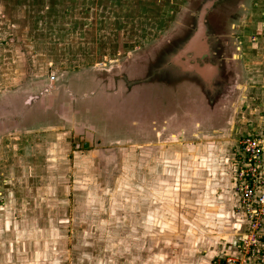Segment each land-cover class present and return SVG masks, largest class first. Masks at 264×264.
<instances>
[{
	"label": "rangeland",
	"instance_id": "1",
	"mask_svg": "<svg viewBox=\"0 0 264 264\" xmlns=\"http://www.w3.org/2000/svg\"><path fill=\"white\" fill-rule=\"evenodd\" d=\"M207 1L0 0V91L19 86L26 93L48 90L47 94L52 93V96L64 98L63 95H70L71 98L73 94L76 98L83 94L92 96L98 92L114 94L134 90L136 95L132 104L144 98L153 106L152 109L142 108L147 112L140 110L141 114L133 117V122L130 120L129 129L134 134L130 141L134 144L130 142L129 145H136L134 148H122L123 144L112 146L117 138L131 139L122 135L121 131L126 130V125L123 120L115 122L112 111H108V115L102 114L100 105L95 104L97 107L91 108V113L98 115V118L94 119L88 113L81 114L78 108L75 109L77 114L71 111V117L72 121L85 128L96 129L99 134L97 138L103 140L102 144L93 140L95 145L90 142L94 146L81 150L75 146L73 128L66 127L68 124L63 121L61 125L65 126V130L59 129L55 135L58 133L69 141L71 133L69 157L58 161L55 158V166L51 162L40 165L25 159L18 166L12 163L8 174L16 179L15 184L12 182L14 186L22 182L20 173L23 170L35 174L50 165L51 171L58 175L56 186L66 192L64 199L56 194L49 197L54 200L51 201L55 204L53 206L62 210L50 216L52 222L53 216L56 220L55 225L53 223L48 228L54 235L49 240L50 250L43 247L44 242L21 243L16 252L18 264H24L28 258L32 264L192 263V257L199 249L198 241L212 230L206 222H198L200 216L197 209L212 196V189L216 188L223 176L220 175L221 169L210 163L193 173L184 163L178 162L174 151L182 145L187 155L192 154V144L201 142L206 147L201 149L203 155L214 156L213 151L218 146L212 149L213 145L226 137L232 139L236 130L243 132L241 136L247 133L264 134V118L260 109L249 106V102L259 100L263 93L264 79L261 77H264V58L255 56L254 50L259 48L253 45L258 36H240L237 28L242 23L245 7L248 10L246 18L264 20V0H241L234 16L223 13L225 16L221 18V23L225 26L223 34L226 40L222 37L218 39L219 35L208 29L213 57L221 52L220 48L225 47L224 41L226 47H230V54L236 57L232 66L236 71L232 78L236 84L235 95L224 104L216 95V85L210 84L211 87L203 89L200 86L203 95L195 80V83L192 79L189 82L188 75L170 67L175 53L173 50H177L192 33L200 8ZM226 5L219 8L220 13L224 8L228 12L233 10L229 3ZM215 25L218 27L219 23ZM184 28L188 33L183 32ZM171 34H174L175 40L169 48L162 45L161 50L152 51L145 60L136 59L144 68H139L140 72L136 71L139 76L129 81L135 83L132 85L137 86L136 90L128 88L129 77L123 72L119 73L121 68L126 62H134L135 56L153 48L152 45L170 38ZM241 37H245L242 46ZM169 43L170 40L167 45ZM158 55L159 58L162 55L166 57L163 65L160 64L155 70L156 63L153 64L152 60ZM192 58V54L186 55L181 62L189 59L188 63L193 65ZM219 61L213 62V65ZM109 69L118 71L116 77L96 82L95 74ZM168 69H172L175 76L169 78ZM51 78H54L53 82ZM78 78H83V81ZM146 79L150 81L145 82ZM62 102L63 99L59 104ZM73 102L67 101L65 107ZM125 103V100H120L117 105L126 108L128 104ZM105 106L106 111L108 104ZM223 113L227 115L225 120L222 119ZM194 119L202 122L196 129L193 127L196 125ZM245 119L252 123L253 131L246 132ZM142 125L147 128L142 129ZM154 127L165 128L162 135L156 136L151 130ZM171 127L173 130L169 131ZM15 137L18 138L13 136L10 139ZM240 138H235L230 149L234 150ZM219 147L220 156L224 148ZM149 148L155 150L150 162L145 166L138 165L136 155L143 154L142 150ZM220 158L222 161L225 156ZM227 161L226 188L232 189L229 184V177L230 183L232 179V157ZM162 168L164 172L160 170ZM11 181H5L0 176L1 222L5 220L4 210L8 206L5 192L13 186ZM38 186H52L49 190H54V186L46 182ZM33 226L41 229L43 234L49 233L38 222ZM49 252L51 258L48 259ZM246 261L249 260L242 258L241 264Z\"/></svg>",
	"mask_w": 264,
	"mask_h": 264
},
{
	"label": "crops",
	"instance_id": "2",
	"mask_svg": "<svg viewBox=\"0 0 264 264\" xmlns=\"http://www.w3.org/2000/svg\"><path fill=\"white\" fill-rule=\"evenodd\" d=\"M244 9L242 23L237 26L238 33L240 36H246L247 34L257 35V41L253 46L258 47L259 49L254 50L256 51L255 56L264 58V20L258 19V17L253 20L251 17L246 18L248 10L246 7ZM244 38L245 37H241L240 46L244 44ZM246 43L249 44V42ZM150 53H153L150 49L145 50L140 56H135L136 58H134V62L124 65L121 68L122 70L119 71V73L123 72L127 75V77H129V80L127 81L128 88H137L136 85H132L135 84L134 82H129L132 77L139 76V74L136 75V73L139 68L142 67V65L140 66L141 63H139L136 59L140 57L141 60H145L146 55ZM152 61L154 64L155 61ZM143 68L144 67H142V69ZM115 71L116 70L112 71L109 69L103 71L99 75L95 74L96 82L102 81L104 78L107 79L109 77H116L115 75H117L116 73L118 71ZM82 75H85V73ZM78 79H82L80 81H83V78ZM261 79H264V77H261ZM50 81L53 82V80ZM149 81L150 79L145 80V82ZM139 88L140 86L138 89ZM47 91L48 90H44L35 94L34 92L26 93L22 92L19 89V86L13 88L10 87L4 91H0V159H3V162H0V176H2L5 181L12 180L10 182L11 184L12 182L14 184L16 182V179L8 174L13 166L12 163H14V165H21L23 163V159H25L32 163H40V165H43L46 162L47 164L51 162L55 166L56 160L58 161L61 160V158L69 157V153L71 151L69 145L71 133L69 141H66V139L58 133L55 135L56 131H60L59 129L65 130V126L61 125L63 121L67 122L68 125H66V127L70 126V129L73 128L72 135L74 136L75 143H77L75 146L82 148L81 150L94 146L95 144L93 143V140L102 144L103 140H99V138H97L99 134L96 132V129L94 130L90 127L85 128L84 126L72 121L71 111L77 114L75 112L76 108H78L81 114L88 113L95 119L98 118V115L92 114L91 108H94V106L96 108L100 105L102 114L108 115L109 113L107 112L112 111L111 116H115V122L119 123L120 120L126 119V130L121 132H123L122 135H124L125 138L128 137L131 139L127 140V138H117L112 143V146H120L122 144L124 145L122 148H134L136 146L129 145L131 142L130 140H132V136H134V134H131V129H129V127L131 122H133V117L137 115L135 113H133V115L129 113V110L132 112V108L129 106L131 103L130 100L136 95L134 90H127L126 93L118 91L114 94L107 92L104 94L103 92H98L97 94L94 93L92 96L83 94L82 96H78L76 98H74V95L72 94V99L69 97L70 95H63L64 98L52 96V93L47 94ZM138 91L141 92L140 90ZM262 92L261 93L263 95H260L259 100H254L252 103L249 102V106H256V108L260 109V114L264 118V101L262 100L264 99V87H262ZM105 95H107V97ZM62 99L63 102L60 105L59 102L60 100L62 101ZM71 100L74 102L72 104L67 103V107H65V103L67 101L70 102ZM120 100L126 101L125 104H128L126 108L124 106H118L120 105L119 103L117 105V102ZM105 102L108 104L106 111L104 110V107H106ZM95 104H97V106ZM110 106H112L114 110H110ZM246 121V123L245 121L243 123L240 122L242 123L241 125L245 123L244 126H246V132L253 131L251 125L252 123L250 124L248 122L249 120ZM244 126L243 128L245 129ZM154 128L156 136L162 135L159 128ZM241 133H243L241 130H236L232 139L226 137L225 140H221L214 144L212 149L218 146V148L213 151L214 156L203 155L204 152H201V149L206 147H203L201 142L192 144V154L187 155V150H184L185 147L182 145H180L181 148L177 146L176 151H174V154L178 156L176 157L178 162L181 164L184 163V166L187 169L192 170L193 173L196 170L204 169L206 165L210 163L211 166L221 169L220 175L223 176L221 181L216 185L217 189H212V196L197 209L199 210L198 215L200 216L198 222H206L212 230L207 233L206 236L201 237L200 241H198L199 249L197 248L198 251L196 252V256L192 257L191 264H216L218 262L217 260L222 257L239 256L237 240L239 233L244 229L245 218L237 209V198L234 195L233 190L226 188L227 177L225 176V171L228 168V166H226L228 163L227 160L232 157L233 150L232 148L230 149V147H232L233 143H235V138L242 137ZM246 135H248V133ZM13 136H18V138L15 137L10 139ZM75 138H77V140ZM90 141H92L94 145ZM222 142L227 143L224 144ZM154 144L157 145L156 141H154ZM219 146L224 148L223 154L220 155L225 156V159H222V161H220L221 158L218 155L220 152ZM143 151L144 155H136V163L138 165L145 166L146 163L150 162L155 150H151L149 148L142 150V152ZM55 158L57 159L55 160ZM51 168L52 166L46 165L45 170L35 174L32 172L27 173L23 170V172L20 173L22 176V182L19 184L17 183L15 186L12 184L13 186L6 189V204L8 206L5 205V220L2 219V222L0 221V264H18L16 262V252L21 243L37 244L44 242L43 247L50 250L51 247L49 245V240L53 234L48 231V228L52 226L53 223L54 225L56 223L55 217H52L54 221L52 222L50 216L58 214L62 210L60 208H55L53 206L55 205L54 202L51 203V201H54L52 200L53 198L49 199V197L56 194L55 196L64 199L66 193L64 189L56 186L59 182L58 175L56 172H52ZM160 170L164 172V168ZM162 174L164 175V173ZM23 180L25 181L23 182ZM43 182H46L47 185L52 184L54 186V190L50 192L49 187L52 186L43 188L39 187L38 185ZM229 184L232 186L230 183V177ZM24 214L26 218H24ZM35 222L40 223V227L45 226L47 228L45 232L49 233L43 234L41 229H37L35 226L31 227ZM36 250H40V248H36ZM201 253L202 255H200ZM47 256L48 259L51 258V253L49 252ZM32 260L33 258L31 261ZM46 261L47 260L45 259L43 260L44 263H46ZM24 264H32V262L30 263V259L28 258ZM244 264L253 263L251 261H246Z\"/></svg>",
	"mask_w": 264,
	"mask_h": 264
},
{
	"label": "built area",
	"instance_id": "3",
	"mask_svg": "<svg viewBox=\"0 0 264 264\" xmlns=\"http://www.w3.org/2000/svg\"><path fill=\"white\" fill-rule=\"evenodd\" d=\"M232 169V190L245 225L237 240L239 256L224 257L216 264H241L242 258L264 264V134H248L238 140Z\"/></svg>",
	"mask_w": 264,
	"mask_h": 264
},
{
	"label": "water",
	"instance_id": "4",
	"mask_svg": "<svg viewBox=\"0 0 264 264\" xmlns=\"http://www.w3.org/2000/svg\"><path fill=\"white\" fill-rule=\"evenodd\" d=\"M211 6H212L211 2H206L205 5L203 4V6L200 8V11L197 15L198 18L195 21L196 31L193 32L192 34H190L185 39V42H182L180 44L181 46L178 47L177 50H175L174 56L171 58V65L173 66V68L172 67L171 68L172 69L178 68V69H180L178 71L183 73L185 76L188 75L190 77L189 82L192 79V82L195 83L194 82V80H195L196 81L195 84L199 87V89H200V86H202V89H203V88L211 87L212 85H210V84L216 85L215 89L216 90L218 89L216 95L222 101V104H224L225 101L228 100V98L235 95L234 93L236 90V84H235V82L232 81V78H234V75L229 74V73L227 75L224 72H222V70L219 69L217 63H215V65H213V62L218 61V59L220 61H222V59H225V58L221 56V54H222L221 52L218 53L217 56L213 57V54L210 51L211 46L208 42V24L206 23V14H207V10ZM169 40H170V43H169V45H167ZM174 40H175V36H174V34H171L170 38L165 39L164 41H162L158 45H157V43L154 44L152 46L153 48H150V50L158 52L159 50H161L163 48V47L161 48L162 45L169 48L171 42H173ZM169 51H171V50H169ZM227 51H228V49H227ZM190 54H192L194 56V58H192V60L194 61L193 65H190L188 63L189 59H185L184 63L181 62V59L186 58V55H190ZM165 57L162 55L159 58V55H158V57H156L154 60L156 63V66H160V64L163 65ZM216 57H217V60H216ZM138 58H140V57H138ZM226 58H228V57H226ZM210 60H213V62L210 63ZM232 60L233 61L236 60V57L233 55H232ZM127 64H129V62H126V65ZM172 69H170V71H169L170 72V75H169L170 78L172 76H175L172 72ZM193 78H195V79H193ZM202 89H200V91L204 95V92ZM216 90H214V92H216ZM133 99H131L130 101H132ZM155 101L157 102V100H155ZM130 107L132 108V112H131V110H129V113L131 115H133V113L141 114L140 110L143 111L142 108H144V107L149 108V109L153 108L151 103L146 102L144 100V98L139 99L137 101L135 100L134 103ZM154 107H155V105H154ZM143 112H147V111H143ZM195 114H193V115H195ZM147 115H148V113H147ZM199 123H202V122L199 121V119H197V121H196V119H194V124H196V125H194L193 127L196 129L199 126ZM146 128H147V126L142 125V129H146ZM164 129L165 128H163V127L159 128L160 132H163ZM168 129H169V131L173 130L172 127L168 128ZM152 130H153L152 132H156L155 128H152ZM178 134H180V133L178 132Z\"/></svg>",
	"mask_w": 264,
	"mask_h": 264
},
{
	"label": "flooded vegetation",
	"instance_id": "5",
	"mask_svg": "<svg viewBox=\"0 0 264 264\" xmlns=\"http://www.w3.org/2000/svg\"><path fill=\"white\" fill-rule=\"evenodd\" d=\"M205 1V0H204ZM207 2H211L212 3V6L207 10V14H206V23L208 24V29H212V30H214L215 32H216V34H217V36L219 37L218 39H220L221 37L222 38H225V36H224V34L223 33H225V26H224V24L223 23H221V18H223L224 16H225V14H223V13H226V14H228L229 15V17L230 16H234L235 15V13H236V9H238L239 10V8H240V4H238V2H241V0H238L237 1V3H236V0H209V1H207ZM204 3V5H205V3L206 2H203ZM227 3H229V5H231L232 6V8H233V10H231V11H227L225 8H224V10L220 13L219 12V8L221 7V6H223V5H225V6H228V5H226ZM237 5H238V7H237ZM217 22V24L219 23V26L217 27V25H215V23ZM221 28V29H220ZM218 29H220L219 31H218ZM189 31V30H188ZM196 31V28L195 27H192V33L193 32H195ZM183 32H187V30L184 28V30H183ZM188 33V32H187ZM191 33V34H192ZM208 33H209V31H208ZM224 36V37H223ZM225 40H226V38H225ZM225 42V47H226V41H224ZM225 47H222L219 51H221V56L222 57H224L225 59H222V61H219L218 63H217V65H218V67H219V69H221L222 70V72H224L225 74H227L228 75V73L229 74H232V75H234V77H235V72L236 71H234V67H232V66H234L235 65V61H233L232 60V55L230 54V52H229V49H230V47L229 46H227L226 48L228 49V53H229V55H228V58H226V52H225ZM173 52H175V50H173ZM229 60H231L232 62L230 63L229 62ZM170 67H172L173 68V66H170ZM158 67H156L155 68V70L157 69ZM153 69V68H152ZM178 69V68H177ZM168 71H170V69H168ZM138 72H140V70H138ZM137 75V74H136ZM192 76V75H191ZM167 77H169V76H167ZM170 78V77H169ZM110 110H114V108L112 107ZM222 119L223 120H225V118H226V116H225V114L223 113L222 114ZM221 119V118H220ZM219 119V120H220ZM221 119V120H222ZM123 120V119H122ZM124 121V123H126L127 122V120L126 119H124L123 120Z\"/></svg>",
	"mask_w": 264,
	"mask_h": 264
}]
</instances>
